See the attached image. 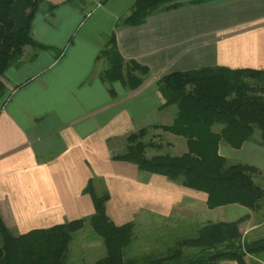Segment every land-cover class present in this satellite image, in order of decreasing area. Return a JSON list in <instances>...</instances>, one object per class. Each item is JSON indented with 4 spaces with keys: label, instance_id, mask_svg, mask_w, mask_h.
<instances>
[{
    "label": "crops",
    "instance_id": "crops-1",
    "mask_svg": "<svg viewBox=\"0 0 264 264\" xmlns=\"http://www.w3.org/2000/svg\"><path fill=\"white\" fill-rule=\"evenodd\" d=\"M135 2L45 0L47 8L36 14L32 37L44 48L26 47L1 77L0 216L6 227L18 236L89 219L95 207L84 190L93 180L95 190L102 182L109 192L107 215L118 226L142 215L177 216L184 225L197 226L246 218L239 225L242 239L264 238V219H258L264 202L258 210L239 204L209 209L206 193L112 159L125 150L129 135L174 122L178 108H163L158 87L164 76L202 67L264 71V0L186 4L153 14L143 25L117 28ZM113 33L124 61L149 71L135 73L142 79L138 87L127 72L112 83L103 79L108 62L99 55ZM221 129L216 125L214 132ZM176 138L186 153V140ZM260 141L253 137L240 149L221 141L219 154L264 174ZM248 258L264 264L262 258Z\"/></svg>",
    "mask_w": 264,
    "mask_h": 264
},
{
    "label": "trees",
    "instance_id": "trees-1",
    "mask_svg": "<svg viewBox=\"0 0 264 264\" xmlns=\"http://www.w3.org/2000/svg\"><path fill=\"white\" fill-rule=\"evenodd\" d=\"M73 2L74 0H67ZM107 0H102L105 2ZM223 0H136L130 12L116 27L140 26L157 13L175 10L184 5H201ZM45 0H0V101L5 88L1 82L4 73L19 61L26 47L41 50L44 47L32 37L36 14ZM35 56V55H34ZM33 56V57H34ZM32 57V58H33ZM100 58L108 62L104 81L112 83L124 78L138 87L148 75L147 68L135 62H125L119 53L116 35L106 41ZM166 100L163 108H178L174 122L169 126H153L133 133L127 138L125 150L115 153V161L138 166L140 171L166 177L182 186L206 193L209 209L239 204L251 210L262 208L264 190L254 176L262 174L253 166L232 163L219 154V144L225 141L240 149L260 131V145L264 147V71L254 69L232 70L226 67H202L186 72H174L158 81ZM221 125L219 133L214 127ZM162 130L186 140L188 151L181 156L169 154L147 156L150 149L161 150L163 143L145 142L151 130ZM84 193L92 197L95 214L47 229L13 235L0 216V264H67L69 246L75 233L89 222L94 233L103 240L106 256L94 264H219L232 260L247 264L246 257L264 255V238L245 241L239 232L242 218L232 223L196 226L195 238H182L163 256H145L128 259L127 252L134 239L135 223L116 225L107 215L110 194L97 193L90 180ZM186 228L180 232H185ZM196 249L185 254L184 249Z\"/></svg>",
    "mask_w": 264,
    "mask_h": 264
},
{
    "label": "rangeland",
    "instance_id": "rangeland-1",
    "mask_svg": "<svg viewBox=\"0 0 264 264\" xmlns=\"http://www.w3.org/2000/svg\"><path fill=\"white\" fill-rule=\"evenodd\" d=\"M90 5L98 4L102 0H87ZM93 3V4H92ZM47 4L41 5L40 11H45ZM25 51V50H24ZM177 113V108L169 110V113ZM260 131H255V138L260 137ZM169 137H174L169 138ZM180 139V138H179ZM155 141L157 143H163L164 147L161 150H148V157L158 154H169L171 156H180L185 152L181 150L185 148L182 140L175 139V136L170 134H164L162 131L151 130L149 135L144 139L145 142ZM169 142V145L167 144ZM185 143V142H184ZM173 148V149H172ZM175 148V149H174ZM120 152V151H119ZM256 184L264 190V179L255 178ZM101 182L96 186V191L100 194L104 190V185ZM264 202V201H263ZM207 217V216H206ZM181 219V218H180ZM179 217H172L170 220L157 219L151 216L142 215L135 219L134 239L127 252L128 259H136L137 261L145 256H163L175 246L176 241L182 238H195L197 236L195 231L197 225L185 224L181 222ZM258 219H264V211L258 214ZM206 220V218H205ZM180 221V222H178ZM186 221V220H185ZM186 228L185 232H180ZM249 241V239H243ZM1 246V239H0ZM185 254H192L196 252V249H184ZM106 256V248L103 240L98 237L89 222H86L83 229L74 234L73 239L69 246V256L67 264H94L100 259ZM248 257V256H247ZM247 264H252V258L247 259ZM262 258V259H261ZM260 259L264 261V255L260 256Z\"/></svg>",
    "mask_w": 264,
    "mask_h": 264
}]
</instances>
